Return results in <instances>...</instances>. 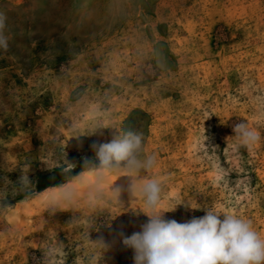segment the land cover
<instances>
[{
	"label": "rangeland",
	"instance_id": "obj_1",
	"mask_svg": "<svg viewBox=\"0 0 264 264\" xmlns=\"http://www.w3.org/2000/svg\"><path fill=\"white\" fill-rule=\"evenodd\" d=\"M0 11L11 35L0 50V264H133L117 233L140 231L143 201L125 190L117 202L121 170L90 204L94 177L79 175L113 126L141 131L156 155L136 183L161 180L158 210L176 207L165 218L211 208L264 236V0H0ZM241 122L260 140L242 144Z\"/></svg>",
	"mask_w": 264,
	"mask_h": 264
},
{
	"label": "clouds",
	"instance_id": "obj_2",
	"mask_svg": "<svg viewBox=\"0 0 264 264\" xmlns=\"http://www.w3.org/2000/svg\"><path fill=\"white\" fill-rule=\"evenodd\" d=\"M11 35L8 28V16L0 11V50L7 51ZM97 128L92 134H95ZM112 138L107 142L94 141L91 149L94 158L83 159L81 177H94L87 183L88 201L99 203L104 198V189L108 177L124 171L129 183L110 186L117 202L123 191L131 198L139 197L149 219L140 225V231L126 235L121 228L117 233L122 245L133 252V264H264V236L255 230L252 222L238 215L220 213L211 208L204 209L202 217L193 216L190 220L177 222L165 218L160 211L162 182L158 178L147 179L137 186L136 180L141 172L151 171L157 165V157L144 151V135L138 130H117L112 128ZM234 136L244 145L260 140V134L241 122L233 128ZM102 134V133H101ZM78 138V137H77ZM69 169L74 165L67 160ZM21 184L30 183L27 175H21ZM81 184L86 182L81 179ZM74 193H64L71 200ZM197 209V208H193ZM107 249L103 236L95 241Z\"/></svg>",
	"mask_w": 264,
	"mask_h": 264
}]
</instances>
